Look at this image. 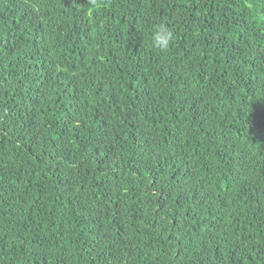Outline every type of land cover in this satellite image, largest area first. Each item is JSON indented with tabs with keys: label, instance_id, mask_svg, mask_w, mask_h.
Returning <instances> with one entry per match:
<instances>
[{
	"label": "trees",
	"instance_id": "16d2710c",
	"mask_svg": "<svg viewBox=\"0 0 264 264\" xmlns=\"http://www.w3.org/2000/svg\"><path fill=\"white\" fill-rule=\"evenodd\" d=\"M100 3L0 0V264H264V0Z\"/></svg>",
	"mask_w": 264,
	"mask_h": 264
},
{
	"label": "clouds",
	"instance_id": "9594fccd",
	"mask_svg": "<svg viewBox=\"0 0 264 264\" xmlns=\"http://www.w3.org/2000/svg\"><path fill=\"white\" fill-rule=\"evenodd\" d=\"M89 3L91 5L89 8V14H91L93 10H97L101 7L100 0H89ZM174 39L175 36L173 30L165 23L155 25L148 36L150 46L162 53L168 52Z\"/></svg>",
	"mask_w": 264,
	"mask_h": 264
}]
</instances>
